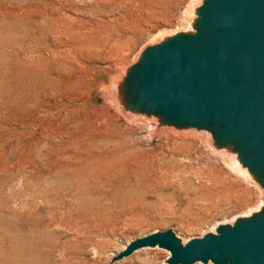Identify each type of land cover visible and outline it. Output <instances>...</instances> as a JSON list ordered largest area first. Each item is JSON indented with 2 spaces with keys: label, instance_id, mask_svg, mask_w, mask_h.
<instances>
[{
  "label": "rangeland",
  "instance_id": "1",
  "mask_svg": "<svg viewBox=\"0 0 264 264\" xmlns=\"http://www.w3.org/2000/svg\"><path fill=\"white\" fill-rule=\"evenodd\" d=\"M202 2L0 0V264H169L160 247L122 254L261 208L264 188L209 131L160 126L120 100L142 51L192 31ZM90 143L125 172L94 186L78 158ZM176 150L188 157L175 163Z\"/></svg>",
  "mask_w": 264,
  "mask_h": 264
},
{
  "label": "water",
  "instance_id": "2",
  "mask_svg": "<svg viewBox=\"0 0 264 264\" xmlns=\"http://www.w3.org/2000/svg\"><path fill=\"white\" fill-rule=\"evenodd\" d=\"M192 31L147 46L119 83L120 100L160 126L212 134L264 188V0H203ZM168 250L169 264H264V203L187 242L173 229L134 240L122 254Z\"/></svg>",
  "mask_w": 264,
  "mask_h": 264
},
{
  "label": "bare ground",
  "instance_id": "3",
  "mask_svg": "<svg viewBox=\"0 0 264 264\" xmlns=\"http://www.w3.org/2000/svg\"><path fill=\"white\" fill-rule=\"evenodd\" d=\"M169 127L173 128L172 126ZM176 145L182 146L185 145V142H176ZM102 147L99 144H86L81 153L78 155L79 160L84 164L85 167L84 174L86 176L91 175L93 177V185L97 187L105 184L107 180H109L108 178L110 176H116L119 173L125 172L124 166L115 165L114 157L116 155L114 151L108 147ZM216 149L221 150L227 154L231 152L229 148ZM170 156L174 159L175 163H179L181 157H188L187 154L180 150L172 151ZM236 162L240 165L238 160ZM243 172L245 173V171ZM247 175L249 174L247 173Z\"/></svg>",
  "mask_w": 264,
  "mask_h": 264
}]
</instances>
